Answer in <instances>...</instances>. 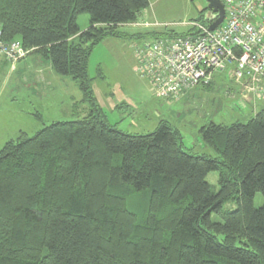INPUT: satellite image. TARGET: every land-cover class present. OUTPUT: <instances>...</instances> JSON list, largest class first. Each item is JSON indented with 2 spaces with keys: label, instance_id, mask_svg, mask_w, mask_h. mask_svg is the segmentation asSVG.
Returning <instances> with one entry per match:
<instances>
[{
  "label": "trees",
  "instance_id": "obj_1",
  "mask_svg": "<svg viewBox=\"0 0 264 264\" xmlns=\"http://www.w3.org/2000/svg\"><path fill=\"white\" fill-rule=\"evenodd\" d=\"M148 7L0 0L2 39L47 60L90 107L0 149V264H264V205H253L257 193L264 197V106L245 123L202 127L211 156L189 153L167 121L146 135L121 132L95 103L87 73L95 46L189 35L153 27L127 34ZM81 14L89 16L84 31ZM212 172L217 190L206 181ZM139 192L147 193L141 220L126 209Z\"/></svg>",
  "mask_w": 264,
  "mask_h": 264
},
{
  "label": "rangeland",
  "instance_id": "obj_2",
  "mask_svg": "<svg viewBox=\"0 0 264 264\" xmlns=\"http://www.w3.org/2000/svg\"><path fill=\"white\" fill-rule=\"evenodd\" d=\"M207 12L205 0H149V7L141 12L136 23L123 30L127 34L144 33L158 24L155 27L182 32L188 29L182 24H206ZM146 22L149 24L145 25ZM76 23L81 31L86 30L89 16L78 15ZM166 25L168 27H164ZM144 40L148 39L108 38L92 49L88 59L87 73L95 103L119 131L146 135L159 122L167 121L180 132L189 153L214 156L201 138L202 127L210 123L226 126L245 123L262 109L260 101L236 90L229 80L230 72L215 76L210 88L195 87L178 102L157 99L147 81L135 70L134 49ZM32 56L23 63H31ZM9 64L5 70H0V149L7 141L21 135L30 138L52 123L76 121L89 114V104L82 102V94L70 78L59 77L54 72L55 78H50L48 72L35 71L34 78L41 79L38 81L41 83L31 92L24 90L21 84L28 85L26 78L20 79L18 84L17 75L8 76ZM222 77L225 80L220 81ZM206 181L217 190L216 172L209 173ZM146 205V192L126 198V209L138 220L145 215ZM253 205L255 208L264 205L260 193L254 196Z\"/></svg>",
  "mask_w": 264,
  "mask_h": 264
},
{
  "label": "built area",
  "instance_id": "obj_3",
  "mask_svg": "<svg viewBox=\"0 0 264 264\" xmlns=\"http://www.w3.org/2000/svg\"><path fill=\"white\" fill-rule=\"evenodd\" d=\"M220 2L224 19L215 30L209 31L205 19L206 24H182L189 35L144 40L134 49L135 70L157 99L178 102L216 73L230 72L238 92L264 101V0ZM28 53L18 41H4L0 32L4 61L15 64Z\"/></svg>",
  "mask_w": 264,
  "mask_h": 264
},
{
  "label": "crops",
  "instance_id": "obj_4",
  "mask_svg": "<svg viewBox=\"0 0 264 264\" xmlns=\"http://www.w3.org/2000/svg\"><path fill=\"white\" fill-rule=\"evenodd\" d=\"M149 24L148 22L145 23ZM151 25V24H150ZM32 56V55H30ZM29 57V56H27ZM26 57V59H27ZM33 61L29 64H25L23 63L26 59H24L23 61H19L15 64L10 65L9 63L5 62L2 58H0V70H5L6 66L9 64L10 68H8V76H13V75H17V83L19 84L21 81L20 79H24L26 78L28 80V85H25V83H21L24 85V90H28V91H33V88L39 86L38 84H40L41 81L40 80H36L34 78V72H44L45 74L48 72L50 74V78H52L53 75V71L51 69L50 63L45 60L43 57H41L40 55H33L32 56ZM55 78V77H54ZM52 80V79H50ZM35 97H39L37 95H34ZM258 104H260V106H264V101L258 102ZM8 142V141H7ZM6 142V143H7Z\"/></svg>",
  "mask_w": 264,
  "mask_h": 264
},
{
  "label": "water",
  "instance_id": "obj_5",
  "mask_svg": "<svg viewBox=\"0 0 264 264\" xmlns=\"http://www.w3.org/2000/svg\"><path fill=\"white\" fill-rule=\"evenodd\" d=\"M207 3V14L204 19L209 23V31L215 30L224 19V9L220 0H205Z\"/></svg>",
  "mask_w": 264,
  "mask_h": 264
}]
</instances>
